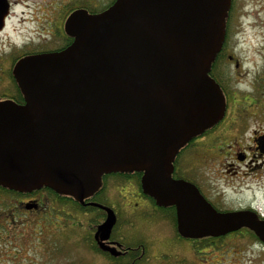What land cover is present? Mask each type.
Instances as JSON below:
<instances>
[{
  "label": "water",
  "instance_id": "95a60500",
  "mask_svg": "<svg viewBox=\"0 0 264 264\" xmlns=\"http://www.w3.org/2000/svg\"><path fill=\"white\" fill-rule=\"evenodd\" d=\"M231 2L116 0L99 14L72 12L66 49L14 66L25 105L0 101V186L48 188L84 206L102 175L142 172V193L174 208L181 237L245 228L264 244L253 212H218L193 185L171 178L178 149L224 113L209 72ZM94 206L106 214L96 232L103 240L116 216Z\"/></svg>",
  "mask_w": 264,
  "mask_h": 264
},
{
  "label": "flooded vegetation",
  "instance_id": "af4514ba",
  "mask_svg": "<svg viewBox=\"0 0 264 264\" xmlns=\"http://www.w3.org/2000/svg\"><path fill=\"white\" fill-rule=\"evenodd\" d=\"M33 1L34 8L30 0H0V101L9 100L17 106L25 105V101L13 75L16 63L66 49L73 38L65 34L64 24L72 12L99 14L116 0ZM237 1L232 0L226 19L230 29L237 16ZM227 26L209 72L223 97L224 113L214 125L178 149L171 163V178L193 185L218 212L247 210L264 222V206L257 200L264 199V66L253 71L243 68L229 52ZM141 177L142 172L136 171L102 175L100 188L83 201L84 206L48 188L17 193L0 186V240L6 237L9 242L7 237L12 238V232L20 233L15 238L29 237L26 243H31L36 256L35 262H9L0 254V264H87L89 258L102 264H233L236 254L231 248L235 246L228 245L233 240L245 246L252 241L264 251V244L254 240V234L245 228L215 238L181 237L174 208L157 207L154 199L144 195ZM113 178L120 180L116 186L119 191L140 202L144 212L137 211L136 215L149 218L150 223L167 231L165 240L150 234L143 238L141 231L116 230L120 213L105 204L106 197L102 196ZM94 205L109 208L116 216L114 227L103 240L96 232L106 214ZM88 212L100 218L90 223ZM152 240L161 246L154 248ZM166 247L172 254L164 256L171 262L163 257L161 250ZM240 252L238 249V256ZM202 254L212 255L201 262Z\"/></svg>",
  "mask_w": 264,
  "mask_h": 264
},
{
  "label": "rangeland",
  "instance_id": "374dc122",
  "mask_svg": "<svg viewBox=\"0 0 264 264\" xmlns=\"http://www.w3.org/2000/svg\"><path fill=\"white\" fill-rule=\"evenodd\" d=\"M30 2L33 8L36 7L34 6L36 5L35 1L30 0ZM236 6L237 16L233 22V27L231 28L230 38H228L229 52L233 53V55L242 62L243 68L253 71L254 69L264 66V0H238ZM33 8L32 10L34 11ZM246 77L247 79H250V74ZM119 182L120 180L118 178L109 180L107 187L102 193V196L106 197L104 203L113 208L117 213H120L119 223L116 226V230L130 233L141 231V237L143 238H146L150 234L159 236V239L162 241L165 240L167 237L166 230L150 223L151 220L149 218L142 215H136L137 211L141 213L143 211L140 202L136 201L134 199L135 197H129L125 192L119 191V186L116 187ZM113 185L115 187H113ZM120 193L128 197L129 200L126 199V197H121ZM257 200L260 205L264 206V199L258 198ZM7 207L10 208L9 205ZM95 212L97 211H94V213ZM132 215L136 216L133 217ZM99 216V214L88 212L90 223H93V219H99ZM18 234L20 233L12 232V238L7 237L9 242L6 241V237H4L2 241L0 240V254L5 257V261L8 260L9 262L27 260L35 262V249L31 246V243H26V239L29 237L16 239L15 236ZM151 242L156 249L161 246L156 240H152ZM244 244L245 243H240L237 240L228 242V245L235 246L231 248L233 249V253L236 254V257H233V259L236 260L233 264H264V251L261 250L260 246L257 244L253 245L252 241L246 242V246ZM238 249L241 250L240 253H242L240 256H238ZM161 251L163 252V257L166 261L171 262L170 259L164 256V254L170 255L172 252L168 250L167 247ZM12 255L17 256L11 258ZM211 255L202 254L201 262L206 258L211 257ZM88 260L89 262L87 264H102L95 258H89ZM216 260H219V257H217ZM189 261L190 258L188 257V262ZM202 264L204 263L202 262Z\"/></svg>",
  "mask_w": 264,
  "mask_h": 264
},
{
  "label": "trees",
  "instance_id": "16d2710c",
  "mask_svg": "<svg viewBox=\"0 0 264 264\" xmlns=\"http://www.w3.org/2000/svg\"><path fill=\"white\" fill-rule=\"evenodd\" d=\"M235 9H236V8H233V11H235ZM226 19L228 20V15H227V18H226ZM225 25L227 26V22H226ZM225 29H226V27H225ZM227 30H229V31L227 32V33H228V38H230L231 29L228 28V26H227ZM210 68H212V66H211ZM8 191H10V190H8ZM10 192H13V191H10ZM172 214H173V213H172ZM252 237H253L254 240H257V241H258V239H257L254 235H252Z\"/></svg>",
  "mask_w": 264,
  "mask_h": 264
}]
</instances>
